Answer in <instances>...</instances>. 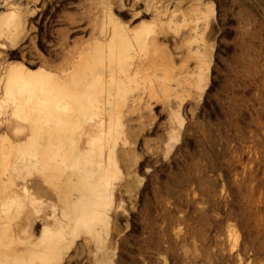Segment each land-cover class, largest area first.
<instances>
[{
  "label": "rangeland",
  "instance_id": "1",
  "mask_svg": "<svg viewBox=\"0 0 264 264\" xmlns=\"http://www.w3.org/2000/svg\"><path fill=\"white\" fill-rule=\"evenodd\" d=\"M11 68L33 86L18 73L5 91ZM10 121L74 124L86 161L110 158L44 184L62 195L45 211L69 207L78 178L99 179L81 194L102 191L103 173L111 190L107 226L80 223L52 264H264V0H0V137ZM3 234L7 264H44L12 262L25 245Z\"/></svg>",
  "mask_w": 264,
  "mask_h": 264
},
{
  "label": "bare ground",
  "instance_id": "2",
  "mask_svg": "<svg viewBox=\"0 0 264 264\" xmlns=\"http://www.w3.org/2000/svg\"><path fill=\"white\" fill-rule=\"evenodd\" d=\"M20 74L25 80L26 85L33 86L34 78L27 75L22 69H9L7 72L5 91L7 86H18L16 80L17 74ZM40 76L37 81L39 84L49 85L54 90V98L59 95L67 93L64 88L63 76L62 78L51 77L44 72H39ZM30 78L32 80H28ZM65 99V98H64ZM62 99V100H64ZM54 100V99H53ZM59 100V99H57ZM79 102V101H78ZM58 103H54L56 113L62 110ZM21 108L16 105L12 111V118L18 117L21 114ZM72 116L69 121H72ZM55 120H60L57 117ZM15 121V120H13ZM10 121L6 122L7 135L0 137V228L4 231V236L9 237L25 246L24 250H16L14 252L15 258L12 262L21 258L24 254H32L35 258L42 260L44 264H52L54 254L56 258L57 242H62L66 239V235L72 234L80 223L92 222L102 227L103 229L108 224V211L105 209L106 201L104 198H109L111 190L107 187V178L103 173L104 182L101 183L102 191L95 195L90 193L81 194L80 192L86 190L85 188H96L99 179L93 183L92 186L83 185L82 180L78 178L79 193L71 200L70 206H62L58 208H50L45 211L42 203L47 204V200L58 199L61 201L62 195L59 191L50 193L44 187L48 177L54 174H66L65 181L68 186H72L75 182L73 176L77 164L80 165L82 160H87L86 145L78 146L77 141L74 140V124L71 123H54L46 126V124L36 123L34 125H24L21 129L16 128V123ZM90 133V131H89ZM87 144V143H86ZM80 155L82 157H80ZM109 155L106 158H99L96 156L91 161H86L87 168L96 166L102 171L108 170ZM84 169V168H83ZM82 169V170H83ZM37 175V178H31L32 175ZM52 178V177H51ZM89 190V189H88ZM71 197V194H70ZM29 204H34L33 210L27 209L26 217L20 224L11 226L10 219L12 212L24 200ZM105 201V202H104ZM26 203H24V206ZM28 205V204H27ZM54 206V204H53ZM32 207V205H30ZM49 207V206H48ZM26 208V207H25ZM40 227L39 237L35 241L32 238V230L35 227ZM48 231H55L56 233L51 237L58 236L54 244L49 242L47 237ZM45 240V242H44ZM39 246V251L36 252V246ZM9 261L0 258V264H7ZM12 264V263H11ZM14 264V263H13ZM15 264H18L15 263ZM22 264H26L24 261Z\"/></svg>",
  "mask_w": 264,
  "mask_h": 264
},
{
  "label": "trees",
  "instance_id": "3",
  "mask_svg": "<svg viewBox=\"0 0 264 264\" xmlns=\"http://www.w3.org/2000/svg\"><path fill=\"white\" fill-rule=\"evenodd\" d=\"M139 201H140V202L143 201V196H142V195L140 196Z\"/></svg>",
  "mask_w": 264,
  "mask_h": 264
}]
</instances>
